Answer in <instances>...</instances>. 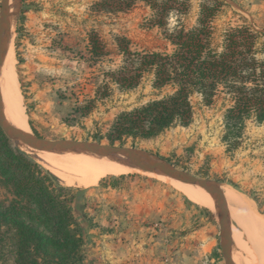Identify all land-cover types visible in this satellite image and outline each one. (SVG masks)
<instances>
[{"label": "rangeland", "instance_id": "rangeland-1", "mask_svg": "<svg viewBox=\"0 0 264 264\" xmlns=\"http://www.w3.org/2000/svg\"><path fill=\"white\" fill-rule=\"evenodd\" d=\"M100 1L19 0L11 19L10 49L5 55L14 64L28 132L47 139L110 144L106 135L116 115L171 91L169 86L153 88L151 72H144L130 89L114 83L109 73L117 71L125 58L116 39L125 38L132 52H170L166 33L181 26H195L200 5L207 0H176L163 26L152 24L153 11L141 0L118 11L97 6ZM220 1L211 22L214 48H220L222 35L229 27L246 24L264 30V0ZM90 34L99 39L102 55L95 57L87 50ZM190 102L193 113L187 126H171L151 139L125 138L112 144L143 149L192 175L217 181L224 198L230 197L225 201L231 234L247 256L250 251L246 246L248 251H244L239 232L243 237L248 234L247 240L254 236L257 239L256 232L250 230L254 235L249 231L253 228L248 219L259 214L264 217V121L246 120L237 146L229 149L223 140L227 96L218 93L211 104H206L199 94L193 93ZM9 142L53 174L62 186L82 190L80 198L87 200L88 216L98 227L88 229L96 233L85 235L80 250L82 259L77 264H109L92 252L99 248L120 253L131 240L141 244L143 259L137 264H224L216 213L208 205L188 198L167 180L125 173L121 177L105 174L93 183L81 184L82 175L68 165L64 169L63 160V167L56 163L60 161L56 158L81 154L63 152L54 154L55 160L41 161L35 152ZM11 198L0 185V200L7 204ZM231 199L236 201L235 208L240 201L247 203V208L243 203V209L249 213L248 219L243 209L241 214L235 212L237 209L231 211ZM99 237L102 242H97ZM247 240L246 243H254ZM12 251V243L7 240L0 247V264H12ZM235 254L238 264H245L237 250Z\"/></svg>", "mask_w": 264, "mask_h": 264}, {"label": "trees", "instance_id": "trees-1", "mask_svg": "<svg viewBox=\"0 0 264 264\" xmlns=\"http://www.w3.org/2000/svg\"><path fill=\"white\" fill-rule=\"evenodd\" d=\"M136 0H101L97 6L125 10ZM153 15L151 22L163 26L176 0H141ZM220 0L200 5L195 26L166 33L170 52H132L125 38H117L125 56L120 68L109 73L122 89L135 87L144 72L153 75L152 87L171 91L116 115L106 135L110 144L125 138L151 139L165 129L187 126L192 119L190 96L197 93L211 104L218 93L227 96L223 114V140L229 149L238 144L246 120L264 121V30L243 24L229 27L220 48L211 44V22ZM95 34L89 35L87 50L103 54ZM120 175L119 177H121ZM0 185L12 196L0 200V247L10 240L12 264H77L88 229L98 225L86 211L87 200L79 188L59 184L48 170L23 151L13 148L0 129Z\"/></svg>", "mask_w": 264, "mask_h": 264}, {"label": "water", "instance_id": "water-1", "mask_svg": "<svg viewBox=\"0 0 264 264\" xmlns=\"http://www.w3.org/2000/svg\"><path fill=\"white\" fill-rule=\"evenodd\" d=\"M19 0H1L0 3V68L3 63L7 48L9 47L11 37V19L17 10ZM0 129L4 135L17 147L26 146L31 149L45 152L63 153L65 151L84 152L91 155H98L109 158L133 171L129 173H150L153 175L173 178L185 183L198 185L205 190H209L215 201L216 218L219 226V246L223 256L224 264H233L231 258V233L230 218L227 210V204L223 196V190L220 184L212 179L202 178L190 174L175 165L160 159L156 155L140 148L104 144L95 141L75 140V139H47L39 137L32 132L26 133L7 124L2 111L0 100ZM141 156L144 159L151 160L150 164H140L134 161L117 160L123 156ZM124 175V174H120ZM146 175V174H145Z\"/></svg>", "mask_w": 264, "mask_h": 264}, {"label": "bare ground", "instance_id": "bare-ground-1", "mask_svg": "<svg viewBox=\"0 0 264 264\" xmlns=\"http://www.w3.org/2000/svg\"><path fill=\"white\" fill-rule=\"evenodd\" d=\"M10 2H11V0H7V3H10ZM13 17H14V15H13ZM13 25H14V23H13ZM8 48H7V50H8ZM7 60H8V57H7V55H5V57L3 59V63H2L1 68H0V100H1V104H2L3 115L5 117L7 124H9L10 126L16 128L18 130L29 133L27 125L25 123V117H24V114H23L21 106H20V103H21L20 100L21 99L19 98V94H18V89H17V85H16V77H15V74L13 71L14 68H12V66L14 64L12 65ZM21 148L24 150H28L29 153L35 152L37 154V157L40 158L41 161L55 160L54 158H56V156L54 154H58V153H53V152H45V151H41V150L31 149V148L23 146V145L21 146ZM65 152L67 154L71 151H65ZM77 153H79L81 155H77V157H72V158H64V157L61 158L60 157V159L56 158V160H60V161L63 160L64 161L63 162L64 164H62V165H66V167L64 169H68V166H70L73 168L74 172L82 175L83 178L81 179V184L93 183L94 181H96V179H98L101 176H104L105 174L117 175V174H125V173L133 171L132 169L127 168V167H125L119 163H116V162L110 160L109 158L101 157L98 155H91V154L84 153V152H77ZM117 160L134 161V162H137L140 164H145V165L150 164L152 162L151 160H147V159L142 158L141 156H135V155L134 156H123V157L117 158ZM60 161L59 162L55 161L56 163H58L57 166L61 165L60 163H62V161L61 162ZM56 163H53V165H56ZM62 165H61V167H63ZM66 171H68V170H66ZM141 174H144V175L146 174L149 176H156L158 178L167 180L171 185H173L176 189H178L183 194H185L188 198L194 200L195 202H197L198 204H201L202 206L208 205L207 207L211 211L216 213L215 201H214V198L212 196L211 191L205 190L198 185L185 183V182H182V181H179V180H176L173 178L165 177V176L153 175L150 173H141ZM230 195H232V198L234 197V194L230 193ZM225 196L227 198H230V197H228V195H225ZM233 199H235V198H233ZM237 199L238 198H236V200ZM231 200H230V202L233 205V207H231V211H234V209H237L235 212H238V213L241 212L242 213L243 211L241 209H243V203L245 205L244 208L248 207V205H246L247 203L246 204H245V202L241 203V201H240V203L238 204L239 207L237 206L235 208L236 204H234V203H236V201L234 202V200H232L233 201V203H232ZM240 204H242V208L240 207L241 206ZM238 208L240 211H238ZM245 211H246V209L243 212L244 215L246 214ZM251 213H253V212H251ZM245 216H246V218H247V216L249 218L250 215L248 213ZM245 216H243V217H245ZM248 221L251 222V225L250 224L249 225L253 229H249V227H247V229H249V231L254 230L256 232L255 234H257V236H256L257 239H254L255 236L254 237L252 236L254 240L253 239H251V240H253L254 243L251 242V240H247V239H250V237L248 238L247 233H246L247 235L244 236V237L247 236L246 239H244V237L242 235H240V232H239V235L238 234L237 235L239 236V239L243 243L244 251L248 247L247 249L252 254V257L254 260L251 261V259H250L251 263L254 262L253 264H261L264 261V218L262 219V218H259V217L253 215L251 217V219H248ZM250 222H248V223H250ZM250 232H248V233L254 234L253 232H251V233ZM230 233H231V230H230ZM246 240H247V242L250 241L253 244L248 245L249 242L246 243ZM231 242L234 244V246L238 252V257L241 260H243V262L245 264H250V262L247 258V256L249 257V255L246 256L244 254L241 246L236 241V239L233 238L232 234H231ZM234 246L232 245L231 249H230L231 258H232L233 264H238L239 260L236 256L237 253L235 254L236 250H235ZM245 246H246V248H245ZM249 258H251V256Z\"/></svg>", "mask_w": 264, "mask_h": 264}, {"label": "crops", "instance_id": "crops-1", "mask_svg": "<svg viewBox=\"0 0 264 264\" xmlns=\"http://www.w3.org/2000/svg\"><path fill=\"white\" fill-rule=\"evenodd\" d=\"M257 214H259V213H257ZM258 217L262 218V219L264 218L260 214ZM93 232L94 231L89 230V231H87V234H90ZM94 233H96V232H94ZM105 237L106 236H104L103 238L105 239ZM103 238L101 237V239H103ZM101 239L99 237V240H97V242H102ZM104 244H106V243L104 242ZM98 245H100V244H96L95 246L98 247ZM248 245H251V244L249 243ZM140 248H141V244H138V242L136 240H131L130 244L128 246H126L124 249H122V251L120 253L109 252L105 249L100 251L99 248H97L96 252H92V253L95 254V257L97 256V258L99 260H104V262H107L109 264H137V263L141 262L143 259L141 252H140ZM248 255H249V257L251 256V258L248 257L249 260L251 259V261H253L254 259L252 257V254L248 253ZM251 261H250V264H253L254 262L251 263Z\"/></svg>", "mask_w": 264, "mask_h": 264}]
</instances>
